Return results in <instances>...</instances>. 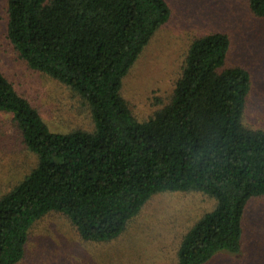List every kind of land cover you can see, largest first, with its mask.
I'll list each match as a JSON object with an SVG mask.
<instances>
[{"label":"trees","instance_id":"1","mask_svg":"<svg viewBox=\"0 0 264 264\" xmlns=\"http://www.w3.org/2000/svg\"><path fill=\"white\" fill-rule=\"evenodd\" d=\"M264 18V0H248ZM6 36L32 69L89 106L91 132L49 129L0 69V114L10 115L37 164L0 198V264H17L29 230L49 212L83 240L108 242L154 195L201 192L215 200L183 235L178 264L240 251L250 200L264 197V130L242 121L249 72L226 67L231 42L210 33L188 48L170 102L137 120L122 82L170 18L165 0H7Z\"/></svg>","mask_w":264,"mask_h":264},{"label":"rangeland","instance_id":"2","mask_svg":"<svg viewBox=\"0 0 264 264\" xmlns=\"http://www.w3.org/2000/svg\"><path fill=\"white\" fill-rule=\"evenodd\" d=\"M169 20L153 35L122 82L121 95L132 115L146 121L173 94L191 43L210 33L231 42L226 67L249 72L250 92L244 126L264 130V18L248 0H165ZM7 0H0V69L18 94L35 108L49 129L68 134L91 132L88 104L71 88L30 69L6 36ZM37 156L22 142L10 115L0 114V198L36 167ZM215 207L201 192H165L152 196L125 230L108 242L83 240L70 220L49 212L29 230L17 264H178L183 235ZM206 264H264V197L246 206L240 251L217 253Z\"/></svg>","mask_w":264,"mask_h":264}]
</instances>
